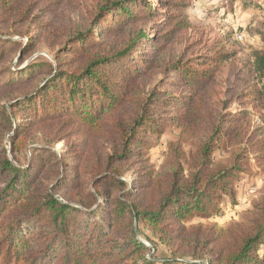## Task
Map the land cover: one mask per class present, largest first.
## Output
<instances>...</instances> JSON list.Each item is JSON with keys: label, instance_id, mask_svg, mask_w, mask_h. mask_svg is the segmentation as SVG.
<instances>
[{"label": "trees", "instance_id": "obj_1", "mask_svg": "<svg viewBox=\"0 0 264 264\" xmlns=\"http://www.w3.org/2000/svg\"><path fill=\"white\" fill-rule=\"evenodd\" d=\"M125 1L101 7L98 16L103 17L68 36L53 62L0 67V75H7L0 91L8 92L0 96V257L6 264H163L150 259L151 248L138 239L147 231L175 259L264 264V199L239 223L224 228L208 223L221 214L222 196L236 201L232 179L241 171L240 155L230 166L215 169L211 155L214 137L238 130L245 121L241 115L228 114L215 126L187 175L178 166L165 180L141 161V149L151 145L145 134L160 133L165 121L185 126L198 114L201 95L227 54L209 49L200 60L165 63L164 47L184 25L180 5ZM17 5L18 0H0V28L15 24L13 17L20 19ZM145 18L157 19L154 35L137 31L115 52L100 48L107 34ZM28 40L23 45L0 39V61L16 49L30 53L36 38ZM252 67L263 84L252 93L253 102L264 103V52L253 54ZM158 72L180 90L171 117L158 112L170 105L166 90L138 99L139 83ZM23 88L22 94L11 95ZM128 103L134 112L120 115ZM100 140L106 158L93 167ZM60 142L69 159L54 152ZM259 150L263 153L264 146ZM66 171L73 174L70 182ZM129 171L132 181L124 178ZM145 239L154 246L150 237Z\"/></svg>", "mask_w": 264, "mask_h": 264}, {"label": "rangeland", "instance_id": "obj_2", "mask_svg": "<svg viewBox=\"0 0 264 264\" xmlns=\"http://www.w3.org/2000/svg\"><path fill=\"white\" fill-rule=\"evenodd\" d=\"M119 1L125 0H18L16 12L20 19H23H18L19 16L13 17L11 23L15 24L0 28V34L4 35V38L0 36V39L24 45L28 43L29 37L35 36L36 41L30 53L22 54L21 49H16L5 61H0V67L15 70L17 64H21L20 68H23L39 61L53 62L55 51L62 47L68 36L90 29L92 24L105 14L98 16L101 7L106 3ZM144 1L153 5L158 0ZM172 1H177L180 5L179 15L182 16L184 25L177 31L174 40L165 45L162 52L165 63L200 60L209 49L227 54L228 59L217 71L214 82L201 95L197 107L198 114L187 125L177 127L165 121L159 130L160 133H148L143 136L151 145L141 149V161L145 159V163L165 180L170 178L178 166L187 175L196 168L202 145L214 137L212 134L215 126L227 118L228 114L241 115L245 121L240 128L229 136H215L212 146L211 169L220 165L230 166L238 154L241 161V171L232 179L235 204L229 197L222 196L219 202L221 214L208 221L218 228H224L251 216L253 204L264 199V152L259 150V146H264V103H254L252 94L255 89L261 91L263 85L254 74L252 62L255 52H264V0ZM157 22L156 18H145L132 27L107 34L101 41L100 48L109 53L115 52L127 44L129 34H135L137 31L151 37L155 33ZM102 25L104 19L95 26L94 31L98 33ZM143 52L144 50L141 53ZM19 72L20 69L17 74ZM5 77L6 74L0 75V83L4 82ZM168 81L169 77L161 76L158 72L152 78L139 83L138 99L144 98L145 93L154 89L167 91L166 101L171 106L165 105L163 110L158 111L160 117H171L177 113L173 101L179 97L180 90L170 86ZM25 90H16L11 95H20ZM4 95H8V92L0 91V96ZM133 107L131 103L124 105L120 115H131L134 112ZM44 135L39 138L40 142H43ZM73 139L77 140L76 137ZM102 142L103 140L98 141L95 146L101 148L99 145ZM106 142L104 147L108 149ZM104 150L101 148V151H98L99 157L94 159L91 166L104 164ZM54 152L60 157H70L66 154L63 142L54 146ZM136 168H141V164ZM66 172L70 182L73 174ZM132 173L129 171L126 174V181L133 180ZM88 181L87 178L86 182ZM147 237H150L154 246L147 242ZM138 239L151 248L149 258L160 263L206 264L187 257L182 260L175 259L166 247L158 243L147 231H142ZM0 264H6L1 257ZM9 264L25 263L12 261Z\"/></svg>", "mask_w": 264, "mask_h": 264}]
</instances>
